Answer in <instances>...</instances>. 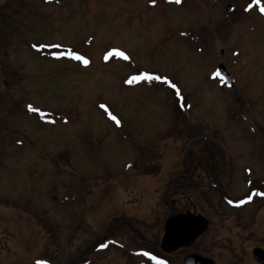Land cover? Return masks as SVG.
<instances>
[{
	"label": "rangeland",
	"instance_id": "obj_1",
	"mask_svg": "<svg viewBox=\"0 0 264 264\" xmlns=\"http://www.w3.org/2000/svg\"><path fill=\"white\" fill-rule=\"evenodd\" d=\"M15 1L24 12L17 16L8 10ZM1 3V26L13 33L0 46V147L7 155L0 161V264H90L87 257L151 264L149 255L128 258L118 247L164 257L158 241L174 215L166 202L175 199L209 221L194 251L216 264H257L253 249H264L260 5ZM220 64L237 80L231 90L217 77ZM145 75L153 79L132 80ZM225 197L248 203L232 206ZM112 228L121 232L117 244L90 253Z\"/></svg>",
	"mask_w": 264,
	"mask_h": 264
},
{
	"label": "flooded vegetation",
	"instance_id": "obj_2",
	"mask_svg": "<svg viewBox=\"0 0 264 264\" xmlns=\"http://www.w3.org/2000/svg\"><path fill=\"white\" fill-rule=\"evenodd\" d=\"M10 1H7V4L9 3ZM21 7V4H19L17 1H15V2H13V3H11L10 4V6H9V8H8V10H9V14H11V15H13V16H17V12H19L20 14H22V13H24V12H22L23 11V8L21 9L20 8ZM20 8V9H19ZM31 8V7H30ZM30 8H29V10H28V16H31V12H30ZM233 11V10H232ZM4 14L6 15V11H5V9H4V5L1 3V0H0V42H1V44H0V46L3 48V47H7V46H9V44H10V41H9V39H10V37H11V34L13 33H11L10 35L6 32V31H4V29H3V24H2V26H1V23L4 21ZM7 16V15H6ZM43 17H44V15H43ZM8 18V17H7ZM42 20H44V19H42ZM29 42V41H28ZM28 42H26L25 41V43H23V45L26 47V46H28V47H30V42L28 43ZM26 43H27V45H26ZM23 46V47H24ZM26 49H28L27 47H26ZM237 81V80H236ZM236 83L237 82H235L234 83V85L231 87V89H233L234 87H235V85H236ZM230 89V90H231ZM237 115H238V113H237ZM10 135V134H9ZM8 138V137H7ZM4 144V143H3ZM10 145H12L11 143H10ZM1 150H0V161H7V155L4 153V154H2V148H6V145L4 144V145H2L1 147ZM15 151V150H14ZM14 151H13V153H14ZM247 169H249V168H246L245 170H247ZM252 172H253V170H252ZM245 175H246V177H250V176H247V174L245 173ZM252 175H253V173H252ZM253 177V176H252ZM253 179V178H252ZM247 180H250L249 178H247ZM210 181H212V182H214L213 180H210ZM170 191V189H168L167 190V194L164 196V198L165 199H167V195L170 193L169 192ZM166 193V192H165ZM249 195H251L252 196V194H251V191H249ZM168 201V200H167ZM179 202H178V200H176L175 199V201L173 200V201H170V203L169 202H166V205H167V209H169L170 210V212L172 211V213L175 215V214H180V213H186V212H188L186 209H182V208H180L179 206V204H178ZM194 210H196L195 208H194ZM196 211H194V213H195ZM85 224L87 225V226H89L91 223H86L85 222ZM124 224H126L125 222H124ZM164 225H165V223H164ZM209 226H210V224H209ZM89 228H91L90 226H89ZM92 230V233H94L95 232V229H91ZM114 230H116V228H112V229H110V231L107 233V235L105 236V237H103V238H98L97 240H96V244H95V246L93 247L92 246V249L90 250V253L92 252V254H96V255H98V253L99 252H105V251H107V250H109L110 249V246L113 244V243H115V242H117L115 239L117 238V237H115L116 235H119V233H121L120 231H118V230H116V233L114 232ZM163 230H164V227H163ZM162 229H161V231H163ZM128 231H131V229L130 230H128ZM96 233V232H95ZM161 233H163V235H164V232H161ZM114 236V237H113ZM162 236V235H161ZM202 237L203 236H201L200 238H198L195 242H194V244H192V245H190V246H188V247H183V248H180V249H178V250H176V251H174V252H167V251H165V250H163L162 248H161V244H162V238H163V236H162V238H161V241H158V243H159V246H160V249H161V251L165 254L164 255V257L163 256H160L159 254H157V255H155V259H151V257H152V255H149V257H150V259H149V261H152V260H154V264H157V263H159V264H174V261L175 260H181V264H185V259L188 257V256H190V255H193V254H196V255H200V256H203V257H207V258H210V259H213L214 260V262H215V264H216V257L214 258V257H210V256H207V255H203V254H200V253H198L197 251H194V249L197 247V245H200V243H201V241H202ZM115 244H117V243H115ZM128 246V247H127ZM125 245V246H123V245H121V246H119L118 247V249L120 250V251H123V253L125 254V255H127L128 256V258H134L135 259V257L138 255L139 257H142V255L143 256H146V255H144L143 253H141V249H138L136 252H135V250H133V248H131L130 246H131V244L129 245ZM111 247H113V246H111ZM254 249H256V248H254ZM254 249H253V251H254ZM264 250V249H263ZM86 254V253H85ZM88 254V253H87ZM89 255V254H88ZM252 256H253V258H254V254H253V252H252ZM82 258H84V257H82ZM88 259V261H89V263L90 264H93V263H95L96 261H95V259L93 260V259H91V257H87ZM133 259V260H134ZM139 260V259H138ZM160 260V261H159ZM85 261V260H84ZM254 261L257 263V264H259L256 260H255V258H254ZM143 262V260L140 262H138L137 264H141ZM147 262V261H146ZM146 262H143L142 264H146ZM152 263H153V261H152Z\"/></svg>",
	"mask_w": 264,
	"mask_h": 264
},
{
	"label": "water",
	"instance_id": "obj_3",
	"mask_svg": "<svg viewBox=\"0 0 264 264\" xmlns=\"http://www.w3.org/2000/svg\"><path fill=\"white\" fill-rule=\"evenodd\" d=\"M233 6L227 7V12L232 11ZM218 77L228 87L234 84V78L228 73L225 65L217 68ZM209 228V223L201 216L191 212L170 216L164 225V235L161 248L167 252H174L180 248L188 247L201 237ZM254 258L259 264H264V250L256 248L253 251ZM185 264H215L213 259L200 255H190L185 259Z\"/></svg>",
	"mask_w": 264,
	"mask_h": 264
},
{
	"label": "snow or ice",
	"instance_id": "obj_4",
	"mask_svg": "<svg viewBox=\"0 0 264 264\" xmlns=\"http://www.w3.org/2000/svg\"><path fill=\"white\" fill-rule=\"evenodd\" d=\"M153 2H154V0H153ZM175 2L176 3H180L181 2V0H175ZM255 4L256 5H260V12H261V14H264V5H261V0H255ZM252 7V5H249V9ZM118 55H121V56H123V53H117ZM71 55H74V57L76 58V59H80V60H83L84 58L83 57H81V56H79V55H76V54H71ZM126 58V57H125ZM84 63H87V60H84ZM137 79H153L152 77H149V76H147V75H145V76H142V77H132V80H137ZM155 79H160V77H156ZM165 82H167V81H165ZM173 88H175V85L173 84V85H171ZM29 108H31V105L29 106ZM111 118L116 122V123H120V121L117 119V117L116 116H111ZM144 255H150L149 253H144ZM152 259H155V257H151Z\"/></svg>",
	"mask_w": 264,
	"mask_h": 264
},
{
	"label": "trees",
	"instance_id": "obj_5",
	"mask_svg": "<svg viewBox=\"0 0 264 264\" xmlns=\"http://www.w3.org/2000/svg\"><path fill=\"white\" fill-rule=\"evenodd\" d=\"M157 171H158V169H157ZM157 171L156 172H154V173H157ZM171 187V186H170Z\"/></svg>",
	"mask_w": 264,
	"mask_h": 264
}]
</instances>
